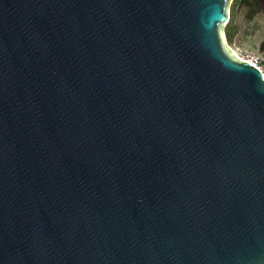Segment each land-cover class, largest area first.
<instances>
[{"label": "water", "instance_id": "95a60500", "mask_svg": "<svg viewBox=\"0 0 264 264\" xmlns=\"http://www.w3.org/2000/svg\"><path fill=\"white\" fill-rule=\"evenodd\" d=\"M231 3L0 0V264H264Z\"/></svg>", "mask_w": 264, "mask_h": 264}, {"label": "flooded vegetation", "instance_id": "af4514ba", "mask_svg": "<svg viewBox=\"0 0 264 264\" xmlns=\"http://www.w3.org/2000/svg\"><path fill=\"white\" fill-rule=\"evenodd\" d=\"M232 3H236L235 21L241 32L244 28L239 17L245 10L243 16L245 23L248 24V32L244 35L247 40L244 47L255 51L264 58V0H232ZM256 37H260V39L255 40Z\"/></svg>", "mask_w": 264, "mask_h": 264}, {"label": "rangeland", "instance_id": "374dc122", "mask_svg": "<svg viewBox=\"0 0 264 264\" xmlns=\"http://www.w3.org/2000/svg\"><path fill=\"white\" fill-rule=\"evenodd\" d=\"M236 3H232L230 6V21L224 27V32L226 34L227 43L236 51L242 53H255L253 50H249L244 47V43L247 41L245 38V34L248 32V24L244 21V11H242L240 15V22L244 28V30L239 31L238 27L236 26ZM231 37V38H230ZM260 37H256L255 40H259Z\"/></svg>", "mask_w": 264, "mask_h": 264}, {"label": "built area", "instance_id": "2783aa9c", "mask_svg": "<svg viewBox=\"0 0 264 264\" xmlns=\"http://www.w3.org/2000/svg\"><path fill=\"white\" fill-rule=\"evenodd\" d=\"M236 53L241 59L249 61L256 67H258L261 70V72L264 74V58L263 57H261L257 53H251V54L242 53V52H236Z\"/></svg>", "mask_w": 264, "mask_h": 264}, {"label": "trees", "instance_id": "16d2710c", "mask_svg": "<svg viewBox=\"0 0 264 264\" xmlns=\"http://www.w3.org/2000/svg\"><path fill=\"white\" fill-rule=\"evenodd\" d=\"M231 38V37H230Z\"/></svg>", "mask_w": 264, "mask_h": 264}]
</instances>
